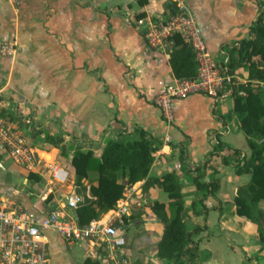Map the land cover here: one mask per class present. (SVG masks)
<instances>
[{
  "label": "crops",
  "instance_id": "1",
  "mask_svg": "<svg viewBox=\"0 0 264 264\" xmlns=\"http://www.w3.org/2000/svg\"><path fill=\"white\" fill-rule=\"evenodd\" d=\"M170 1L0 0V106L5 107L9 116L21 117V120L29 118L35 124L19 123L1 116L10 125L17 126L21 134L23 131L18 124H28L30 130L35 128L33 134L36 136H44L47 131L49 135L61 134V143L71 140L83 151L90 147L95 156L103 150V136L115 137L120 130L132 133L136 126H140L162 141L148 176L174 171L185 187L190 185L191 178L186 169L195 167L211 150L215 133H219L222 142L249 154L237 117H228L232 108L228 85L216 102L202 93L176 99L171 108V120L164 119L155 104L156 95L174 76L169 54L147 45L144 21L148 18L157 23L166 20V7ZM262 2L185 0L201 29L207 51L225 66L230 50L241 39L251 37L250 28L264 10ZM140 19L142 23H138ZM4 44L8 45L5 50ZM239 80L245 82L244 78ZM219 114L225 116L224 122ZM23 138L38 160L34 170L17 164L18 172L25 174L24 181L29 180L28 171H33L40 177L37 182H42L41 179L48 176L45 163H56L66 169L59 159L64 153L59 148L46 141L44 145L47 146L40 147L29 137ZM180 150L184 153L182 163ZM73 151L66 157L69 166L66 170L71 181L72 174H75L70 163ZM212 162L218 165L219 187L215 198L224 210L216 208L217 201L208 197L194 206L197 211H202L203 206L208 210L193 214L189 205L193 193L184 196L186 226H206L195 237L198 262L255 264L264 255L259 250L257 232L248 220L236 215L233 206L225 205L233 201L237 188L248 182L250 175L237 174L231 165L219 164L218 159H212ZM2 168L5 167L2 165ZM143 182L131 184L133 190L128 193H131L130 200L135 205L144 204V216L151 221L144 222L143 235L132 237L130 246L124 247V264L137 259L136 264H168L155 254L163 224L149 209L152 201L167 203L168 195L153 185L142 196ZM84 183L88 189L87 182ZM44 188L37 196L36 204L28 206L24 199L18 204L38 215L41 211L39 203L53 194L55 207L64 214L75 216L74 210L63 207L62 189L57 194L48 185ZM0 196L5 198L2 194ZM45 235L47 260L44 264L51 261L49 241L57 237L67 247L73 244L85 246L84 256L78 264L88 256L99 264H114L104 250L103 254L99 252L101 247L90 241L68 243L52 230L46 231Z\"/></svg>",
  "mask_w": 264,
  "mask_h": 264
},
{
  "label": "trees",
  "instance_id": "2",
  "mask_svg": "<svg viewBox=\"0 0 264 264\" xmlns=\"http://www.w3.org/2000/svg\"><path fill=\"white\" fill-rule=\"evenodd\" d=\"M261 4L264 5V0ZM166 12L167 18L176 12L174 2L170 1L167 4ZM250 31L251 37L241 39L230 50L227 65V73L230 76L227 85L230 87L232 98V108L228 117L233 115L237 117L239 127L245 135L249 154L222 142L219 133H215L211 150L195 167L186 169L191 178L190 185L185 187L174 171H166L160 176H148L162 141L142 127L136 126L132 133L120 130L116 137L103 136L104 147L99 156H95L89 147L84 151L80 149L73 151L70 157L75 172V190L84 197L74 209L79 225H85L113 209L123 196L126 185L144 180L142 196H145L148 188L153 185L168 195L167 203L155 200L149 207L151 213L163 224L160 239L155 245L156 256L168 264H199L195 237L205 230L206 226L191 228L186 226L184 196L193 193V199L189 204L193 214L208 210L206 206H203L202 211L194 208L196 202L202 203L208 197L217 201L216 208L224 210L221 202L215 198V192L219 187L218 165H214L212 159H218L219 164L231 165L235 173L250 175L248 182L237 188L233 201L225 205L233 206L236 215L252 224L258 234L259 250L264 252V210L260 207V203H264V10L252 24ZM169 39L172 41L168 53L173 76L179 79L195 77L197 62L190 41L181 32L173 33ZM240 67L246 72L245 82L236 83L232 77L233 70ZM0 114L19 123L26 122L32 126L35 124L29 118L21 120V117L9 116L3 106H0ZM219 117L225 121V116L219 114ZM44 141L57 148L63 141V135L46 134ZM183 156L184 153L180 150L181 163ZM27 177L36 181L40 179L33 171H28ZM84 180L87 181L88 189ZM87 190L89 196L86 195ZM53 199V194H49L39 203L40 210L49 212L54 209L56 205ZM134 204L135 202L131 203L129 214L121 215L116 225L125 228L140 218L141 213L132 209ZM99 250L103 254V249ZM81 264L99 263L88 256ZM261 264H264V261Z\"/></svg>",
  "mask_w": 264,
  "mask_h": 264
},
{
  "label": "built area",
  "instance_id": "3",
  "mask_svg": "<svg viewBox=\"0 0 264 264\" xmlns=\"http://www.w3.org/2000/svg\"><path fill=\"white\" fill-rule=\"evenodd\" d=\"M172 1L176 5V12L169 18L159 23L149 18L144 21L146 43L152 49L168 53L172 43L170 36L177 32L183 33L195 52L197 73L191 79L174 77L154 98L166 120H171V108L176 99L202 93L217 100L230 78L227 66L220 65L207 51L201 29L185 0ZM138 23H142V20ZM7 48L8 45L4 44L3 49ZM25 141L21 133L12 130L10 123L0 115V156L9 150L16 164L34 170L38 161L36 153L28 148ZM45 166L50 181L62 187L63 207L73 211L83 201V195L76 192L75 184L66 169L56 163H45ZM130 190H133L132 185H126L123 196L113 209L85 225H79L74 215L64 214L58 207L49 212L40 211L37 215L0 196V264H44L47 260L45 232L48 230L58 233L68 243L90 241L101 247L114 264H124V228L116 225V222L121 215L130 212Z\"/></svg>",
  "mask_w": 264,
  "mask_h": 264
},
{
  "label": "rangeland",
  "instance_id": "4",
  "mask_svg": "<svg viewBox=\"0 0 264 264\" xmlns=\"http://www.w3.org/2000/svg\"><path fill=\"white\" fill-rule=\"evenodd\" d=\"M233 71L234 72H233L232 77H233L234 82L239 83L240 82L239 78L240 79L245 78L246 72H244L241 68L234 69ZM225 89L226 88H224V90ZM224 90H223V92H224ZM18 126L23 131V132L21 131L22 137H24V136L29 137L30 141H32L35 145H38L40 147H46L47 146V145L46 146L44 145V142H45L44 137L48 131L44 133V136H39V135L36 136L35 134H33V131L35 130V128L30 130V127L28 124H24V125L18 124ZM11 127H12V130H14V131L18 130L17 126L11 125ZM71 142L72 141L70 140L66 144L59 143L58 147H57V148H59V150L64 152V153H62V155L59 156V159H60L62 165L65 166V168L68 170H69V166L67 165V162H66V157L68 158L67 154L71 150L75 151V150L80 148V147H78L77 144H74ZM68 144H69V147H68ZM2 153H3V155H1L0 157H1L2 165L5 168L3 169L2 167H0V194H2L5 197V199H7L8 201L15 203L17 205H21L18 203H22L23 199H24L25 202L28 203L27 205L29 206L32 204H36L38 202L37 196L41 193V191H44L45 186L48 185L57 194L62 189V187L60 185L51 182L50 179L48 178V176L45 179L42 178L41 179L42 182H37L36 180L31 179V178L28 181H24L23 178H24L25 174L18 172L19 169H17V164L9 155V150L7 153H4V152H2ZM38 168L40 169L39 166H38ZM72 176H73L72 177L73 181H75V179H74L75 174H72ZM85 181L86 180H84V182ZM28 192H31L32 194L27 195ZM79 194H81V193H79ZM163 194L166 195L165 193H163ZM16 197H19L18 201L15 200ZM130 202H132V201L130 200ZM260 207L264 210V203L263 202L260 203ZM132 209H134V210L136 209V210L140 211L141 216H140V219L138 220L139 221L138 223H134V224L132 223L129 226L124 228L126 230L123 231V235H124L126 241H128L125 245L127 248H128V246H130L129 240L132 237L143 235V233H144V222L146 223L147 220H148V222L151 221V219L148 218V216H146V215L144 216V204L141 206L135 205L134 208H132ZM145 214H147V212H145ZM48 248H49L50 259H51L49 264H78V262L82 260L84 253H85V246L84 245L73 244V245L67 247L65 245V243L58 237H57V239L55 238V240L50 239L49 244H48ZM263 257L257 259L255 264L263 263V261H264ZM136 262L138 263L139 259L132 261L131 264H136Z\"/></svg>",
  "mask_w": 264,
  "mask_h": 264
},
{
  "label": "water",
  "instance_id": "5",
  "mask_svg": "<svg viewBox=\"0 0 264 264\" xmlns=\"http://www.w3.org/2000/svg\"><path fill=\"white\" fill-rule=\"evenodd\" d=\"M116 137V136H115Z\"/></svg>",
  "mask_w": 264,
  "mask_h": 264
}]
</instances>
